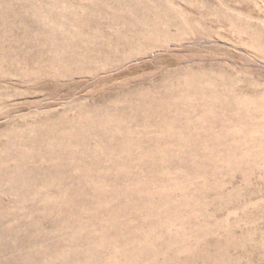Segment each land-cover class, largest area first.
Masks as SVG:
<instances>
[{"label": "rangeland", "instance_id": "1", "mask_svg": "<svg viewBox=\"0 0 264 264\" xmlns=\"http://www.w3.org/2000/svg\"><path fill=\"white\" fill-rule=\"evenodd\" d=\"M0 264H264V0H0Z\"/></svg>", "mask_w": 264, "mask_h": 264}, {"label": "bare ground", "instance_id": "2", "mask_svg": "<svg viewBox=\"0 0 264 264\" xmlns=\"http://www.w3.org/2000/svg\"><path fill=\"white\" fill-rule=\"evenodd\" d=\"M102 2V1H101ZM103 5V4H102ZM120 5V4H119ZM123 8V7H122ZM126 9V8H125ZM107 11V10H106ZM95 12V11H94ZM102 12V11H101ZM103 14V13H102ZM97 19V18H96ZM93 20V18H92ZM81 22V21H80ZM100 22V21H99ZM95 23V22H94ZM88 24V23H87ZM92 24V23H91ZM134 30V29H133ZM89 32V31H88ZM93 33V32H92ZM96 35V34H95ZM141 35V34H140ZM89 39V38H88ZM141 40V39H140ZM139 42V41H138ZM122 43V42H121ZM132 43V42H131ZM145 44V43H144ZM140 46V45H139ZM145 46V45H144ZM121 47V46H120ZM146 47V46H145ZM114 48V47H113ZM97 51V50H96Z\"/></svg>", "mask_w": 264, "mask_h": 264}]
</instances>
